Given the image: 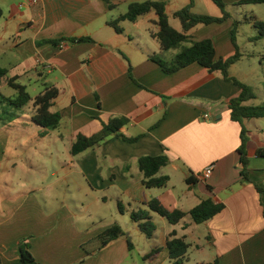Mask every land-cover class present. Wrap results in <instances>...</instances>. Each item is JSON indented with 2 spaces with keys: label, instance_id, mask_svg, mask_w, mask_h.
I'll return each instance as SVG.
<instances>
[{
  "label": "crops",
  "instance_id": "obj_1",
  "mask_svg": "<svg viewBox=\"0 0 264 264\" xmlns=\"http://www.w3.org/2000/svg\"><path fill=\"white\" fill-rule=\"evenodd\" d=\"M146 1L166 2L171 25L182 30L173 13L190 0H0V68L29 93L54 85L59 95L51 111L62 115L59 128L44 135L32 122V105L24 116L0 123L1 264H21L19 244L24 239L40 264H78L86 255L82 246L116 224L129 234L134 249L122 238L81 264H174L167 248L172 234L190 245L182 264H264V157L256 155L264 149V118L244 122L251 180L246 182L238 152L242 127L231 120L229 109L241 90L199 64L164 73L150 58L166 55L150 35L156 30L154 12L136 22H121L122 33L110 26L130 4ZM238 1L224 0L228 6ZM202 3L213 2L194 0V13L203 14ZM211 12L203 15H222ZM233 20L199 27L189 33L190 40L212 39L216 58L228 59L236 52L229 36ZM73 38L92 41L47 42ZM259 43L264 39L252 44ZM238 45L243 57L230 75L236 77L232 71L245 61L256 64L253 74L264 72V48L243 51L239 40ZM0 83L8 85L5 78ZM245 83L257 96L246 105H263L258 102L259 83ZM114 118H126L119 133L138 140L130 143L113 135L71 154L80 135L99 134ZM160 155H167L170 163L157 176L170 181L164 188H146L139 159ZM209 166H214L213 174L204 182L198 175ZM191 176L194 183L188 184ZM73 183L85 188L90 204L81 200L73 209L66 204V188ZM208 198L225 208L202 224L188 214L172 225L152 213L157 228L151 239L131 219L133 211L147 209L155 199L169 211L189 213ZM156 248L159 253L145 260Z\"/></svg>",
  "mask_w": 264,
  "mask_h": 264
},
{
  "label": "trees",
  "instance_id": "obj_2",
  "mask_svg": "<svg viewBox=\"0 0 264 264\" xmlns=\"http://www.w3.org/2000/svg\"><path fill=\"white\" fill-rule=\"evenodd\" d=\"M212 2L221 10L222 15L220 17L194 13V0H190V3L186 7L175 11L173 13V17L180 21L182 26L181 31L171 25L169 15L167 13V4L163 1L132 3L129 5L127 12L124 15H121L117 20L111 22L110 26H112L116 32L122 33L123 29L120 26L121 22H136L140 17L145 16L150 12H154L156 20L153 21V25L156 30H152L150 32L151 37L158 42L162 52H168L171 50L178 51L175 57L170 60H166L158 55L150 56L151 60L158 64L164 73L169 75L175 74L192 64H199L210 73H221L226 81L232 82L241 90L239 97L230 101L229 109L231 120L239 123L242 127L241 146L238 149L241 165L240 174L243 181L251 182L249 178V158L247 154L249 131L247 130L244 122L246 120L264 118V104L260 106L246 105L249 101L256 99L257 96L255 89L251 85L231 76L230 69L243 57L237 39L238 28L241 23L251 24L258 31V35L252 40L253 42H257L264 39V21L258 20L253 15L246 16L241 22L234 21V28L231 31V41L236 52L228 59H217L215 43L212 39L191 41V36L189 35L191 31H194L199 27H206L212 24H222L232 18L231 14L227 11L228 5L224 2V0H212ZM244 5H264V0H239L234 4V6L239 7ZM113 8L114 6L110 5V9ZM2 17L3 10L0 6V20ZM62 41L80 43L84 41H92V39L73 38L47 42L60 44ZM261 61L264 63V56L261 58ZM129 72L130 77L134 80L132 67H130ZM4 78L6 79L8 86L14 89L17 94L14 97H6L0 93L1 124L13 122L17 118L20 111L32 105V122L44 129V133H42V135L59 128L62 115L60 112L51 111L55 100L59 95V90L54 85L45 84L43 91L36 97H32L28 92L27 87L18 82V78H8L7 70L0 68V81ZM18 110L19 112H17ZM127 123L128 120L126 118H114L107 124L103 125V130L99 134L92 137L80 135L73 144L71 154L76 156L88 149L94 148L113 135L130 143L136 142L138 138L129 139L119 133L120 129ZM256 155L258 157H264V149H259ZM169 163L170 160L167 155L145 156L140 158L138 165L144 177V186L149 189H160L166 187L170 178L167 176L158 177L157 175L160 170L166 167ZM187 183L193 184L194 178L192 176L188 178ZM208 188L210 190L212 189L210 187ZM257 188L261 193L262 189L259 187ZM146 206L147 209L133 211L131 213V219L138 225L142 234H144L148 239H151L154 236L157 228L153 221L152 213H156L165 218L172 225L180 223L188 214L192 217L196 224H202L213 219L225 208L223 204H216L211 198L203 200L200 205L191 210L189 213H185L180 210L169 211L156 199L146 204ZM119 210L122 213L124 211L121 205L119 206ZM175 235L176 234H172L167 243L169 257L174 264H182L183 258L188 253L190 245L187 244L184 239L176 238ZM122 238L127 239L129 249L132 251L134 249V244L129 234L120 225L116 224L82 246L86 255L78 264H81L85 258L97 255L101 250ZM30 248L31 245L27 239L20 242L19 249L21 264H40L31 253ZM159 251L160 250L157 248L153 249L144 257V259L148 260L154 258Z\"/></svg>",
  "mask_w": 264,
  "mask_h": 264
},
{
  "label": "rangeland",
  "instance_id": "obj_3",
  "mask_svg": "<svg viewBox=\"0 0 264 264\" xmlns=\"http://www.w3.org/2000/svg\"><path fill=\"white\" fill-rule=\"evenodd\" d=\"M211 6H206L204 3L200 4L199 9L202 11L201 13L203 14H207V13H212L211 11L214 10L215 13L221 14V10L214 4L211 3ZM227 11L232 15V19L233 22L234 21H243L245 19L246 16H256L258 19H262L264 21V5H244V6H234L233 5H229L227 7ZM173 22H175L174 24L176 25H181L180 21L172 18ZM181 27V26H180ZM234 28V26H232L230 32H229V36H231V31ZM257 32L255 31L254 27L251 24H247V23H241V25L238 28V34H237V39L239 40L240 46L243 47V51L244 50H255L257 48L258 51H261L264 48V43H259L258 46H255L253 43V41L249 42V39H251L253 36H256ZM177 53V51L172 50L169 52H166L164 55L165 59H168L170 57H172V54ZM253 63V62H252ZM251 62L249 63L248 61H245L244 63H241L239 65H237V67L232 71L236 77L238 79H242L245 82H251V83H259L258 84V102L259 103H264V81H258V77H261L262 79H264V72L263 71H259V73H252L251 70L255 69L256 64H254L253 66L250 65L252 64ZM30 94L32 96H35L38 94V92H35L34 90H30ZM0 93L3 94L6 97H14L17 93L14 89L10 88L8 85H5L4 83H0ZM28 111V109H24L22 112L19 110L17 112H19V115H23ZM14 112V110H13ZM85 188H80L77 184H72L70 189L66 188V192H65V201L66 204L70 206V208H74V207H79L78 203L83 200L86 201L88 204H90V200L88 199V197L85 194ZM91 206V205H90ZM113 208V210L117 213V208L116 206L112 205L111 206ZM91 210L93 212H98V210L96 211L95 207L92 206ZM102 213V212H99ZM105 213V212H104ZM107 214H109L110 212H106ZM105 213V214H106ZM128 220V223L131 224V219L129 217H126ZM123 226H125V224L122 223ZM141 234V233H140ZM142 236V235H141ZM145 239V237H143ZM126 239V238H124ZM136 241V240H135ZM140 248L142 249L144 244L143 243H139Z\"/></svg>",
  "mask_w": 264,
  "mask_h": 264
},
{
  "label": "built area",
  "instance_id": "obj_4",
  "mask_svg": "<svg viewBox=\"0 0 264 264\" xmlns=\"http://www.w3.org/2000/svg\"><path fill=\"white\" fill-rule=\"evenodd\" d=\"M37 1V0H34ZM213 170H214V166H209L208 168L204 169L199 175L198 178L202 181H207L208 179H210V177L213 174Z\"/></svg>",
  "mask_w": 264,
  "mask_h": 264
}]
</instances>
